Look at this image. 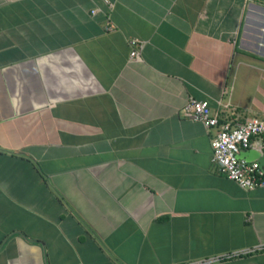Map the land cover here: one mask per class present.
Returning <instances> with one entry per match:
<instances>
[{"label": "crops", "instance_id": "0c3cea01", "mask_svg": "<svg viewBox=\"0 0 264 264\" xmlns=\"http://www.w3.org/2000/svg\"><path fill=\"white\" fill-rule=\"evenodd\" d=\"M108 1L0 0V264H264V186L180 115L264 120V0Z\"/></svg>", "mask_w": 264, "mask_h": 264}, {"label": "built area", "instance_id": "2783aa9c", "mask_svg": "<svg viewBox=\"0 0 264 264\" xmlns=\"http://www.w3.org/2000/svg\"><path fill=\"white\" fill-rule=\"evenodd\" d=\"M103 1L108 8L112 6L108 0ZM96 11L97 8H92L90 13L94 14ZM129 55L138 57L137 48H132ZM180 115L201 122L208 131L216 128L209 140V165L214 173L222 174L242 188L264 186L263 167L257 161H247L237 156L250 146L252 139H259L261 147L264 146V120L253 117L243 122L237 119L219 122L217 113L210 111L206 101L191 96L187 97L181 107ZM252 250L254 249L246 251ZM217 259L218 257H213L187 264H203Z\"/></svg>", "mask_w": 264, "mask_h": 264}, {"label": "water", "instance_id": "95a60500", "mask_svg": "<svg viewBox=\"0 0 264 264\" xmlns=\"http://www.w3.org/2000/svg\"><path fill=\"white\" fill-rule=\"evenodd\" d=\"M241 154H242V153L239 152L237 156L240 157ZM258 160H259L261 163H264V155H262Z\"/></svg>", "mask_w": 264, "mask_h": 264}]
</instances>
